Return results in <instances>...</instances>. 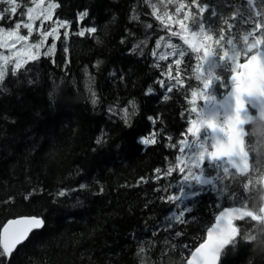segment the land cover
Instances as JSON below:
<instances>
[{"label": "trees", "instance_id": "obj_1", "mask_svg": "<svg viewBox=\"0 0 264 264\" xmlns=\"http://www.w3.org/2000/svg\"><path fill=\"white\" fill-rule=\"evenodd\" d=\"M18 3L17 21L24 19L21 13L30 0ZM59 3L56 16L72 22L69 37L65 39L61 29L56 51L9 76L0 90V224L20 216L45 220V226L18 247L9 264H184L188 255L184 245H198L214 222L217 196L209 187L189 197L185 201L191 209L187 223L172 221V227H167L176 206L159 197L168 194L164 188L177 190L179 176L157 181L154 169L165 171L174 162L178 150L168 147L167 137L172 142L181 138L185 129L181 113L191 107L185 99L191 98L189 89L169 93L158 84L165 79L160 74L171 58L159 61L151 51L155 40L161 35L167 38V33L146 15L151 9L142 0ZM4 7L0 3V9ZM169 8L174 11L173 5ZM84 9L89 10V17L83 24L96 26L95 36L74 34L81 26L76 22L77 13ZM132 9L143 23L130 20ZM145 23H152L154 30L145 29ZM12 24L9 20L5 26ZM37 38L34 34L32 40ZM172 39L180 43L178 38ZM97 61L101 62L98 69L94 67ZM194 65V58L185 57V76L192 75ZM186 83L197 85L194 76ZM89 86L100 98L95 106L90 103ZM149 86L153 92L145 95ZM132 99L137 114L127 127L108 107H123ZM157 115L162 120L156 124L147 119ZM248 127L255 131L258 125ZM102 130L107 143L97 145ZM153 132L157 143L140 142ZM248 139L257 142L260 137ZM141 177L149 182L138 183ZM81 184L87 188L81 189ZM61 190L68 195L57 196ZM250 195L251 207L259 202L262 191L253 190ZM9 197L12 200L4 203ZM220 202L224 203L223 198ZM175 231L183 236L175 237ZM253 234L257 240H241L226 250L222 264H264V237ZM141 247L145 249L142 254Z\"/></svg>", "mask_w": 264, "mask_h": 264}, {"label": "snow or ice", "instance_id": "obj_2", "mask_svg": "<svg viewBox=\"0 0 264 264\" xmlns=\"http://www.w3.org/2000/svg\"><path fill=\"white\" fill-rule=\"evenodd\" d=\"M142 2L151 9L146 15L153 17L161 30L167 33V38L161 35L155 40L151 51V55L159 61L171 58L166 70L160 74L165 79L158 81L159 86L169 93L177 88L189 89L191 97H185L191 107L181 113L185 119L181 138L172 142L173 138L167 137L168 147L178 150L179 154L165 171L154 169L157 181L174 174L179 176L177 190L169 192L168 188H164L163 191L168 194L159 197L165 204L176 206L174 214L168 218L167 227H172V221L186 224L191 209L185 201L207 191L210 186L217 196L214 222L206 228L198 245H184L188 255L183 259L184 264H222V255L226 250L235 248L241 240H257L253 233L264 237V195L259 196V202L250 207L253 190L264 191V0ZM0 3L6 5L0 9V90H3L9 76H16L41 55L53 54L57 48L55 41L61 39V29H66L62 35L67 39L72 22L56 16V9L61 7L59 0H30L26 11L21 13L26 19L18 21L16 14L21 7L18 0H0ZM170 5L174 6V11L169 8ZM132 12L130 20L143 23L140 15L135 14L136 9ZM88 17V9L77 13L76 22L81 26L75 35L95 36L97 27L83 24ZM9 20L13 24L6 27ZM143 26L154 30L152 23ZM22 29L26 34L22 33ZM34 34L38 35L36 41L32 40ZM49 38L52 42L46 51L41 52ZM172 38H178L180 43L173 42ZM136 47L139 48L140 44ZM161 48L165 50L158 51ZM64 52H68L67 47ZM189 56L194 58L195 65L192 75L185 76L182 65L185 57ZM100 64L97 61L94 67L98 69ZM155 66L160 67L159 64ZM87 75L91 79V74ZM193 76L197 82L195 87L186 83ZM152 92L153 88L149 86L145 95ZM88 93L90 103L97 105L100 98L91 86ZM163 98L169 99L167 95ZM108 112L131 127L132 117L137 114V104L132 99L123 107L110 105ZM147 119L156 124L162 117L149 116ZM250 125H258V128L253 131L248 127ZM156 135L153 132L148 137H142L140 142L155 144ZM251 136H258L260 140L250 142L248 138ZM107 139L102 130L95 142L102 145L107 143ZM140 182L149 181L141 177ZM80 188L85 189L87 185L81 184ZM67 195V190L57 193L59 197ZM11 200L9 197L4 203ZM44 226V218L35 215L8 219L0 224V264H9L18 247ZM174 236L181 237L183 232L175 231ZM165 243L176 247L172 241L166 240ZM261 244L264 245V239ZM144 251L141 247L139 253Z\"/></svg>", "mask_w": 264, "mask_h": 264}, {"label": "rangeland", "instance_id": "obj_3", "mask_svg": "<svg viewBox=\"0 0 264 264\" xmlns=\"http://www.w3.org/2000/svg\"><path fill=\"white\" fill-rule=\"evenodd\" d=\"M24 17V16H23ZM24 19H26V17H24ZM39 26V22H37V27ZM45 27L47 28L48 27V25L46 24L45 25ZM66 29H64L63 31H65ZM26 34V33H25ZM38 39V38H37ZM36 39V40H37ZM52 42V40H51V38H49V42H48V44H46L45 46H44V48H42V49H44L45 51L47 50V47L50 45V43ZM174 42V41H173ZM148 44H149V42H148ZM145 45H146V42H145ZM42 49H41V51H42ZM165 49L164 48H161L160 50H158V51H164ZM222 75H227V73H221ZM193 118H195V114L193 115ZM179 154V153H178ZM210 187V186H209Z\"/></svg>", "mask_w": 264, "mask_h": 264}, {"label": "water", "instance_id": "obj_4", "mask_svg": "<svg viewBox=\"0 0 264 264\" xmlns=\"http://www.w3.org/2000/svg\"><path fill=\"white\" fill-rule=\"evenodd\" d=\"M262 195H264V191H262ZM41 230V229H40ZM40 230H38V231H40ZM37 232V231H36ZM25 243V242H24Z\"/></svg>", "mask_w": 264, "mask_h": 264}, {"label": "bare ground", "instance_id": "obj_5", "mask_svg": "<svg viewBox=\"0 0 264 264\" xmlns=\"http://www.w3.org/2000/svg\"><path fill=\"white\" fill-rule=\"evenodd\" d=\"M24 244V243H23Z\"/></svg>", "mask_w": 264, "mask_h": 264}]
</instances>
